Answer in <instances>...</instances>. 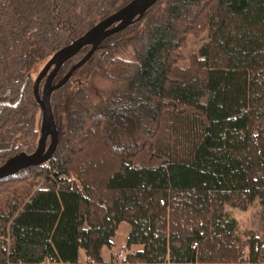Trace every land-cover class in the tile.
<instances>
[{
	"label": "trees",
	"instance_id": "16d2710c",
	"mask_svg": "<svg viewBox=\"0 0 264 264\" xmlns=\"http://www.w3.org/2000/svg\"><path fill=\"white\" fill-rule=\"evenodd\" d=\"M131 1L0 0V165L37 148L40 68ZM51 104V159L0 180V264H80L81 250L118 264L102 249L122 222L125 249L144 246L126 263L264 262V0H159ZM257 201L241 237L227 208Z\"/></svg>",
	"mask_w": 264,
	"mask_h": 264
},
{
	"label": "water",
	"instance_id": "95a60500",
	"mask_svg": "<svg viewBox=\"0 0 264 264\" xmlns=\"http://www.w3.org/2000/svg\"><path fill=\"white\" fill-rule=\"evenodd\" d=\"M158 1L159 0H132L118 11L99 21L82 36L52 55L34 81V94L42 114L40 138L37 148L32 153L20 152L8 158L0 165V180L14 175L23 169L43 165L51 159L59 143V131L51 104L52 93L63 87L70 80L75 71L91 59L106 38L121 32L136 20L141 19L147 10ZM85 46H91L87 54L74 64L63 78L55 83V77L62 66L69 59L78 54ZM42 82L43 86L41 87ZM49 138L50 142L48 144Z\"/></svg>",
	"mask_w": 264,
	"mask_h": 264
},
{
	"label": "rangeland",
	"instance_id": "374dc122",
	"mask_svg": "<svg viewBox=\"0 0 264 264\" xmlns=\"http://www.w3.org/2000/svg\"><path fill=\"white\" fill-rule=\"evenodd\" d=\"M208 37L207 32L203 31L198 35H191L188 38L187 45L185 48H183V53L186 56L185 61L181 63L182 66H186L189 63V57L193 53H197L200 48L206 43ZM44 67V65L40 68V70ZM38 71V73L40 72ZM43 84H41V87ZM260 209L259 202H255L253 206H251L248 210L242 211L240 209L236 208H227V211L229 212L230 216L235 218L238 223V233L241 237L246 236V232L252 229V218L257 210ZM123 254V257L118 260L117 256L119 254ZM128 256V253L121 249L112 250L110 253V256L108 257L109 263H118V264H130L126 263V258ZM165 264V263H164Z\"/></svg>",
	"mask_w": 264,
	"mask_h": 264
},
{
	"label": "crops",
	"instance_id": "0c3cea01",
	"mask_svg": "<svg viewBox=\"0 0 264 264\" xmlns=\"http://www.w3.org/2000/svg\"><path fill=\"white\" fill-rule=\"evenodd\" d=\"M130 232H131V227L128 223L122 222L119 225L117 232H116V235L112 240L114 247L113 248L103 247V249H102V257H103L104 262L109 263L108 257L110 256V253L112 250L121 249V250L125 251L126 253L130 254V253L142 251L144 249V246L142 244H133L129 248L125 249L127 239L129 237ZM85 257H86L85 251L81 250L80 255H79V263L80 264H82L84 262ZM165 264H170V263H165ZM247 264H264V262L247 263Z\"/></svg>",
	"mask_w": 264,
	"mask_h": 264
},
{
	"label": "built area",
	"instance_id": "2783aa9c",
	"mask_svg": "<svg viewBox=\"0 0 264 264\" xmlns=\"http://www.w3.org/2000/svg\"><path fill=\"white\" fill-rule=\"evenodd\" d=\"M122 257H123V254H119L118 259H121ZM84 263L85 264H98L97 261L91 256H86Z\"/></svg>",
	"mask_w": 264,
	"mask_h": 264
},
{
	"label": "bare ground",
	"instance_id": "6f19581e",
	"mask_svg": "<svg viewBox=\"0 0 264 264\" xmlns=\"http://www.w3.org/2000/svg\"><path fill=\"white\" fill-rule=\"evenodd\" d=\"M121 254V253H120ZM87 256V255H86ZM119 256V255H118ZM118 256H117V259H118ZM118 260H120V259H118ZM85 261V260H84ZM82 264H85L84 262L82 263Z\"/></svg>",
	"mask_w": 264,
	"mask_h": 264
},
{
	"label": "flooded vegetation",
	"instance_id": "af4514ba",
	"mask_svg": "<svg viewBox=\"0 0 264 264\" xmlns=\"http://www.w3.org/2000/svg\"><path fill=\"white\" fill-rule=\"evenodd\" d=\"M49 142H50V138L48 139V144H49Z\"/></svg>",
	"mask_w": 264,
	"mask_h": 264
}]
</instances>
